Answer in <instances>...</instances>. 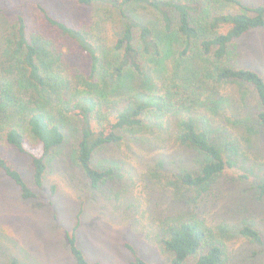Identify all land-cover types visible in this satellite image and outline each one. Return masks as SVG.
<instances>
[{
    "label": "trees",
    "instance_id": "trees-1",
    "mask_svg": "<svg viewBox=\"0 0 264 264\" xmlns=\"http://www.w3.org/2000/svg\"><path fill=\"white\" fill-rule=\"evenodd\" d=\"M36 1L43 24L59 37L52 38L23 10L11 22L0 9V141L30 158L37 188L46 186L51 158L67 143V127L74 119L79 125L75 162L94 190L116 174L111 164L98 162L97 153L125 142L130 150V139L140 156L156 151L149 161L156 168L163 164L167 170L172 163L180 167L185 157L204 158L197 172L187 167L173 172L183 187L198 190L211 189L237 163L249 164V154L264 157V77L234 59L236 42L264 27V4L71 0L89 15L56 18L47 1ZM110 26L113 43L103 38ZM73 48L82 53L76 70L63 59ZM245 90L255 93L258 103L253 109ZM249 111L255 120H250ZM216 114H224L228 128L236 124L248 135L246 140L239 142ZM173 141L180 151L172 159L162 158ZM0 172L24 200L38 197L24 173L2 155ZM56 190L52 186L51 195ZM257 190L263 200L264 181ZM78 227L79 222L67 235L75 264H99L80 249ZM159 229L162 248L171 255L167 264H227L224 241L196 216L162 222ZM241 234L263 244L261 231L248 216L242 220ZM126 246L133 255L131 264H150L133 246Z\"/></svg>",
    "mask_w": 264,
    "mask_h": 264
},
{
    "label": "rangeland",
    "instance_id": "rangeland-1",
    "mask_svg": "<svg viewBox=\"0 0 264 264\" xmlns=\"http://www.w3.org/2000/svg\"><path fill=\"white\" fill-rule=\"evenodd\" d=\"M45 1L56 18H64L65 15L76 17L82 13L89 15L88 10L71 0ZM242 1L248 5L264 4V0ZM36 2L0 0V9H4L3 15L11 22L15 21L16 13L23 10L42 29H47L52 38L59 37L55 30L43 24L35 7ZM112 29L110 26L103 35L108 43H113ZM236 46L234 59L240 61L239 66L257 71L264 77V27L239 39ZM73 49L66 50L63 59L66 65L76 70L80 68L82 53ZM232 91L233 87L227 93ZM245 91L247 104L253 109L258 103L255 93L253 90ZM112 98L115 99L114 96ZM209 115L214 117V114ZM228 116L235 117L231 113ZM248 116L252 121L256 119L252 111ZM225 122L223 114L222 124L228 128ZM78 127L75 119L68 124L67 143L51 158L47 184L43 189L33 184L30 158L20 154L5 140L0 141V155L24 173L38 196L33 200H24L17 186L0 172V264H75L67 235H72L78 222L77 242L91 262L131 264L133 255L126 246L128 244L146 262L167 264L171 255L162 248L159 226L162 222L188 216L199 218L205 227L224 241L227 264H264V240L263 244L255 243L241 234L242 220L248 216L264 239V199H259L257 190L259 182L264 181V157L249 154V164L237 163L234 169L210 186L213 189L198 190L183 187L174 174L181 173L178 169L183 167L197 172L204 158L198 160L197 156L186 158L183 155L184 163L180 167L177 164L176 168L174 163L168 164L167 171L163 164L158 168L151 166L154 164L149 161L155 150L140 156L137 146L132 143L134 140L130 139V150L125 142L97 153L98 162L111 164L116 174L100 190H94L75 162ZM228 130L230 134L238 135L239 142L245 141L248 136L243 135L234 123ZM230 134L228 140L232 141ZM260 134L264 143V130ZM218 136L225 140L219 132ZM29 139L32 140L31 137ZM167 145L168 149L161 152V157H176L181 146L175 141ZM241 149L242 153H246L244 145ZM123 161L127 164L124 165ZM242 176H247V179ZM52 186L57 187L55 195H51ZM218 192L221 193L216 198ZM192 263L190 260L187 264Z\"/></svg>",
    "mask_w": 264,
    "mask_h": 264
}]
</instances>
